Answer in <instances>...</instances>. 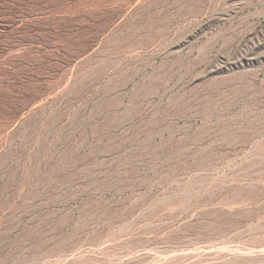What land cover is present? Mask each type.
Wrapping results in <instances>:
<instances>
[{"label":"rangeland","instance_id":"obj_1","mask_svg":"<svg viewBox=\"0 0 264 264\" xmlns=\"http://www.w3.org/2000/svg\"><path fill=\"white\" fill-rule=\"evenodd\" d=\"M0 264H264V0H0Z\"/></svg>","mask_w":264,"mask_h":264},{"label":"bare ground","instance_id":"obj_2","mask_svg":"<svg viewBox=\"0 0 264 264\" xmlns=\"http://www.w3.org/2000/svg\"><path fill=\"white\" fill-rule=\"evenodd\" d=\"M112 129L113 125L108 126V131H106V133H109V131H111ZM104 137L105 136H103V138ZM74 150L75 152L72 153L71 157L69 159H66L65 161V167L72 168L73 172L65 178V168L63 169L56 167L54 174L48 178V185H56L60 182H63L64 179H66L65 186L67 187L73 186L78 181L84 182L86 183L83 186V190L85 193L88 191L92 192L93 194L104 195L100 200H94L90 196L87 197L83 210L84 217H94L92 216L93 210H95L97 213L96 217H107L110 214H117V211L112 210V206L115 204L118 205V201L111 198H106L105 196L106 190L111 193H116L118 190L117 184L104 178H98V172L103 169V164L96 161H90L87 166H84L86 161L90 159L91 154L82 153L80 145H77ZM108 170L115 174L116 180L119 185L128 182L126 178L117 173V171L119 170L117 166L111 164ZM105 174L106 173L101 172L99 176Z\"/></svg>","mask_w":264,"mask_h":264}]
</instances>
